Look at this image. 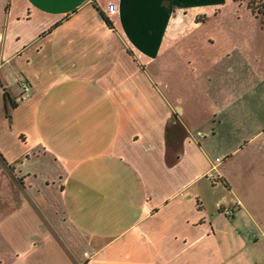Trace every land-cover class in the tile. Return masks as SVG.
Listing matches in <instances>:
<instances>
[{
  "label": "crops",
  "instance_id": "obj_1",
  "mask_svg": "<svg viewBox=\"0 0 264 264\" xmlns=\"http://www.w3.org/2000/svg\"><path fill=\"white\" fill-rule=\"evenodd\" d=\"M235 1L0 0V264H264V112L196 32Z\"/></svg>",
  "mask_w": 264,
  "mask_h": 264
},
{
  "label": "rangeland",
  "instance_id": "obj_2",
  "mask_svg": "<svg viewBox=\"0 0 264 264\" xmlns=\"http://www.w3.org/2000/svg\"><path fill=\"white\" fill-rule=\"evenodd\" d=\"M247 3V0L235 1L203 22L202 26L198 25L196 32L197 36L209 38L204 44L209 47L205 61L212 66L210 76L206 78L211 77L215 84L222 86L223 94H227L229 104L226 111H241L243 115L253 116L254 111L264 112V99H260L262 103L247 99L264 97V80L261 82L264 79V35L259 30L261 18H254ZM202 58L204 56L199 55L198 61ZM242 96H245L244 100L240 98ZM239 122L243 123V130L254 129L259 123L246 119ZM248 134L245 132L244 136L247 138ZM1 177L0 170V190L9 197L12 195L9 191L13 192L12 184Z\"/></svg>",
  "mask_w": 264,
  "mask_h": 264
},
{
  "label": "built area",
  "instance_id": "obj_3",
  "mask_svg": "<svg viewBox=\"0 0 264 264\" xmlns=\"http://www.w3.org/2000/svg\"><path fill=\"white\" fill-rule=\"evenodd\" d=\"M117 11V7L115 5H109L108 7V13L109 14H114ZM20 94L18 96L19 100L26 99L27 97L30 96V84L27 80H22L20 82ZM222 213H224L226 216H231L233 213V210L231 208H222L221 209Z\"/></svg>",
  "mask_w": 264,
  "mask_h": 264
},
{
  "label": "trees",
  "instance_id": "obj_4",
  "mask_svg": "<svg viewBox=\"0 0 264 264\" xmlns=\"http://www.w3.org/2000/svg\"><path fill=\"white\" fill-rule=\"evenodd\" d=\"M248 8L252 11V13L261 16H264V1L263 0H248ZM104 20L111 25L110 21L107 19V17L101 13ZM14 106V104H12Z\"/></svg>",
  "mask_w": 264,
  "mask_h": 264
}]
</instances>
